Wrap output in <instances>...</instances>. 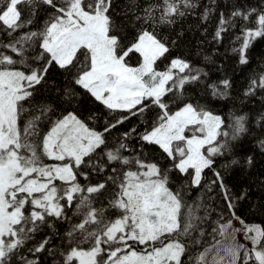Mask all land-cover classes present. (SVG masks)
Masks as SVG:
<instances>
[{
  "label": "snow or ice",
  "instance_id": "6c2138e0",
  "mask_svg": "<svg viewBox=\"0 0 264 264\" xmlns=\"http://www.w3.org/2000/svg\"><path fill=\"white\" fill-rule=\"evenodd\" d=\"M37 3L52 13L42 28L21 32L33 24L30 17ZM112 3L0 0V32L9 38L0 41V264H40L37 254L55 255L47 247L48 237L27 248L28 255L24 251L42 226L54 227L53 220L70 222L60 264H185V259L190 264H264V226L236 216L229 189L215 168L217 158L231 151V142L247 132V117L234 115L228 123L186 97L185 85L206 75L186 59L175 57L163 69L158 67L170 46L157 27L175 23L195 5L192 0H151L141 6L130 0L136 31L129 38L113 19ZM229 27H239L235 39L240 43L233 51L247 64L248 48L264 38V8H236L229 17L221 13L214 39L220 40ZM133 56L138 57L135 64L130 63ZM53 66L69 73L75 85L110 112L128 115L98 131L68 111L49 118L42 132L38 122L53 109L44 106L40 115L25 119L26 105ZM230 87L228 79L205 85L221 98ZM257 89L264 90V75L251 80L245 95ZM73 95L66 90L67 98ZM153 109L158 111L142 120V132L132 128L109 146L106 133ZM133 134L158 146L171 166L163 168L143 153L125 155L133 151L125 143ZM260 145L264 148V140ZM205 170L215 177L208 190L219 184L231 216L241 226L234 227L232 219L217 222L212 228L215 242L192 258L182 237L194 231L201 218L195 215L197 208L185 205L182 191L173 189L171 173L190 177L191 186L200 187ZM93 174L99 178L93 180ZM69 209L78 218L75 222ZM238 233L249 243L238 242Z\"/></svg>",
  "mask_w": 264,
  "mask_h": 264
},
{
  "label": "trees",
  "instance_id": "16d2710c",
  "mask_svg": "<svg viewBox=\"0 0 264 264\" xmlns=\"http://www.w3.org/2000/svg\"><path fill=\"white\" fill-rule=\"evenodd\" d=\"M136 2L143 6L151 0ZM192 2L195 7L186 9L183 17L175 18V23L157 27V31L168 40L170 46L167 59L158 62V67L163 69L175 57L186 59L194 68L206 73L202 75L200 82L185 85L186 97L197 100L214 113L221 115L228 123L232 122L234 115L247 117L245 122L247 132L231 142V151L225 157L217 158L215 168L221 172L224 184L229 189L231 202L234 204L232 211L236 216L245 223L264 226V148L260 145V141L264 140V121L260 119L264 116V90L257 89L254 94L245 95L251 80L264 75V38H257L248 48L247 64H241L239 53L233 51L239 47L240 42L235 39L239 35V27H229L220 40L214 39L221 13L229 17L236 8L255 7L259 10L264 8V0H192ZM206 9L209 10L207 20L203 19ZM52 11L49 6L37 3L35 15L30 17L33 24L21 32L42 28ZM111 12L123 34L131 38L135 34L136 26L134 10H130V0H113ZM239 23L241 22L237 20V24ZM8 39L0 32V41L6 43ZM137 59V56H133L130 63L135 64ZM223 79L231 82L225 97H215L205 88L206 84H218ZM69 89L74 95L67 98L65 92ZM44 106L51 107L53 112L38 122L42 132L47 131L49 118L54 120L68 111H75L81 119L98 131H103L106 124L115 123L121 116L128 115L121 111L110 112L87 91L75 85L69 73L55 66L49 69L46 82L37 86L32 103L26 105L29 112L25 114V119L40 115V109ZM157 111L158 109H153L144 117L132 116L118 124L111 132L105 134L109 146L119 142L123 134L132 128H136L137 133L142 132L145 127L142 120L154 117ZM125 143L133 150L124 153L125 155L143 153L147 159L157 161L163 168L171 166L172 162L158 146L142 142L136 134ZM249 157L252 158L251 164L247 162ZM232 160L238 163L232 164ZM225 164H228V167H223ZM98 178L93 174V180ZM213 179L215 177L212 171L205 170L201 186L192 187L190 177L178 172L171 173L173 189L182 191L185 205L197 208L195 215L201 218L195 221L197 228L187 237H182L189 246L188 257H196L205 247L215 242L212 239V228L217 226V222L233 220L219 184L213 185L211 191L208 190L207 186ZM72 212V209L68 210L72 222H75L78 218L72 216ZM52 223L53 228L42 226L24 250L28 255L27 248L45 237L50 238L51 242L47 247L56 254L52 255L48 251L37 254L40 264H60L62 258L59 252L68 245L64 234L69 229L70 222L53 220ZM201 230L204 232L203 236L200 234ZM219 238L217 235L216 239ZM197 240L200 241L199 244L196 243ZM185 264H190V261L185 259Z\"/></svg>",
  "mask_w": 264,
  "mask_h": 264
},
{
  "label": "rangeland",
  "instance_id": "374dc122",
  "mask_svg": "<svg viewBox=\"0 0 264 264\" xmlns=\"http://www.w3.org/2000/svg\"><path fill=\"white\" fill-rule=\"evenodd\" d=\"M233 226L238 228L241 225H240L239 221L233 219ZM218 240H223V238L220 237ZM237 241L240 242V243H245V244H248L249 243L248 241H245L244 240L242 233H238L237 234ZM249 246H250V244H249Z\"/></svg>",
  "mask_w": 264,
  "mask_h": 264
},
{
  "label": "bare ground",
  "instance_id": "6f19581e",
  "mask_svg": "<svg viewBox=\"0 0 264 264\" xmlns=\"http://www.w3.org/2000/svg\"><path fill=\"white\" fill-rule=\"evenodd\" d=\"M252 4V3H251ZM236 30V29H235ZM127 153V152H126ZM218 161V160H217Z\"/></svg>",
  "mask_w": 264,
  "mask_h": 264
}]
</instances>
